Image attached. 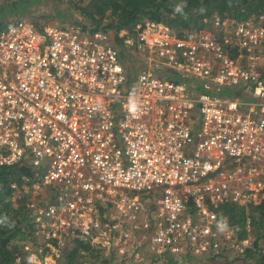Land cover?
Returning a JSON list of instances; mask_svg holds the SVG:
<instances>
[{"label": "built area", "instance_id": "2783aa9c", "mask_svg": "<svg viewBox=\"0 0 264 264\" xmlns=\"http://www.w3.org/2000/svg\"><path fill=\"white\" fill-rule=\"evenodd\" d=\"M214 25L176 32L146 17L122 30L142 61L132 84L112 30L19 18L0 31V165L39 168L10 186L52 257L64 233L111 243L118 228L158 250L217 253L235 232L216 207L264 198V11ZM229 85L250 96L219 93Z\"/></svg>", "mask_w": 264, "mask_h": 264}, {"label": "trees", "instance_id": "16d2710c", "mask_svg": "<svg viewBox=\"0 0 264 264\" xmlns=\"http://www.w3.org/2000/svg\"><path fill=\"white\" fill-rule=\"evenodd\" d=\"M34 0H0V31L7 28L31 9ZM36 1V0H35ZM53 4L50 9L57 14H67L78 9L83 16L84 26L90 30H112L111 43L118 47L126 45L122 30L135 31L137 23L146 18L164 21L176 32L185 30H214L216 16H229L236 19H246L254 12L264 11V0H63ZM41 9V8H40ZM73 9V10H72ZM43 14V13H42ZM30 19V18H29ZM80 23V22H77ZM90 24V25H89ZM42 26L43 25H39ZM134 76L129 74V84ZM39 168L22 161L11 165H0V264H34L30 258V250L23 247L22 239L41 228L32 208L28 204L25 190H12L11 183L19 185L26 175L35 176ZM14 192L19 194L13 198ZM53 197L42 199L41 203H49ZM221 218H228L234 228L232 242L244 246L241 260L238 264H264V198L247 205L227 202L216 207ZM123 224L129 225L126 221ZM127 227V226H125ZM120 233V228H118ZM32 234V233H31ZM30 234V235H31ZM117 234V233H116ZM28 237V236H27ZM65 243L60 252L55 255L56 264H142L137 258V250L131 253L122 250L118 245L104 244L101 240L94 244L86 243L78 235L65 234ZM114 238H112L113 240ZM123 245V239H119ZM142 243V242H141ZM221 248L217 255H222ZM51 250L44 244L40 257ZM137 256V257H136ZM136 257V259H134ZM193 253L173 252L169 248L156 249L153 253L155 262L167 259L166 264L195 259Z\"/></svg>", "mask_w": 264, "mask_h": 264}, {"label": "rangeland", "instance_id": "374dc122", "mask_svg": "<svg viewBox=\"0 0 264 264\" xmlns=\"http://www.w3.org/2000/svg\"><path fill=\"white\" fill-rule=\"evenodd\" d=\"M68 1V0H66ZM64 2L63 0H34L31 3V9H35L23 17L30 18L37 26V28L42 29L41 25H46L49 23H57L60 25H67L71 26V24H75L77 22L83 23L82 19L83 16L80 14L78 9H74L75 11L69 12L66 15L65 14H57L55 13V10L50 9V7L55 3L60 4ZM41 8V9H40ZM73 10V9H72ZM43 13V14H42ZM90 25V24H89ZM121 51L122 59L126 64L127 70L129 74H132L135 76L137 74L138 68L142 65V61L140 57L135 53L134 50H132L127 45L123 47H118ZM169 73L171 77L174 78V75L182 76L180 72L175 70L174 68L170 67H164L163 74ZM172 73V74H171ZM184 78H190L185 76ZM189 81V80H188ZM48 192V190H45V194ZM133 192V191H131ZM140 196H144L145 200L149 203L156 200V196L153 195V193L145 194L147 192H141V191H135ZM45 198L49 197V194L45 195ZM19 194L17 192H14L13 198L18 197ZM156 202V201H155ZM153 202V203H155ZM125 226H127L125 224ZM32 233V234H31ZM29 234V230L26 231V237L25 239L21 240V243L23 244V247H25L27 250H30V258L31 261L34 264H56L55 257H52L50 253H46L44 258L42 259L40 257L41 252L43 251L44 244H46L45 239V232L42 228L31 232ZM28 236V237H27ZM107 238V237H105ZM135 239V240H134ZM130 242L123 240V245L120 243L119 240V232H118V240L117 239H111V243H107L104 240V244L111 245L114 241V246L118 245V248L120 252L118 253V261L120 260V253H123L122 250H126V252L131 253L137 250V254L141 256V259L136 257L134 259L139 260L142 264H166L168 262L167 259H162L161 261L155 262L153 259V253L157 248L153 247L152 243L149 241L148 238H144V235H141V238L139 240L134 238ZM107 240V239H106ZM224 240V239H223ZM142 242V243H141ZM248 241L245 240L244 246H246ZM243 245H235L234 241L232 242V239L230 240H224L223 242V248L227 247V249H224V252L222 255H217L214 252H210L208 254H204L202 256H197L195 259H187L181 262H178L177 264H238L241 260L240 256L243 254Z\"/></svg>", "mask_w": 264, "mask_h": 264}, {"label": "crops", "instance_id": "0c3cea01", "mask_svg": "<svg viewBox=\"0 0 264 264\" xmlns=\"http://www.w3.org/2000/svg\"><path fill=\"white\" fill-rule=\"evenodd\" d=\"M166 75L169 76L170 74L167 73ZM184 77L185 76L174 75L175 79L184 81L188 85L189 88H191L195 91H198V92H200L202 90L203 87H202V80L201 79H199L195 76H187L190 78H184ZM219 93L220 94L223 93L226 96H232V97H236V96L249 97L250 96V95L246 94V91L244 90V88H242L240 86H232V85L224 87ZM249 99H251V98H249ZM244 205H247V204H244Z\"/></svg>", "mask_w": 264, "mask_h": 264}, {"label": "clouds", "instance_id": "9594fccd", "mask_svg": "<svg viewBox=\"0 0 264 264\" xmlns=\"http://www.w3.org/2000/svg\"><path fill=\"white\" fill-rule=\"evenodd\" d=\"M221 227H223V225H221Z\"/></svg>", "mask_w": 264, "mask_h": 264}]
</instances>
